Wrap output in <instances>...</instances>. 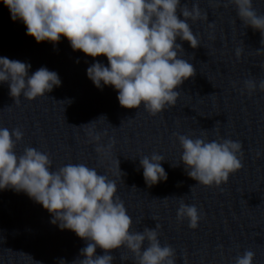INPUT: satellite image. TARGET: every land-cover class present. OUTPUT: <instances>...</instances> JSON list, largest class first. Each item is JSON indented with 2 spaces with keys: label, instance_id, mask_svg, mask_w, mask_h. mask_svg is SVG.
I'll use <instances>...</instances> for the list:
<instances>
[{
  "label": "clouds",
  "instance_id": "clouds-1",
  "mask_svg": "<svg viewBox=\"0 0 264 264\" xmlns=\"http://www.w3.org/2000/svg\"><path fill=\"white\" fill-rule=\"evenodd\" d=\"M231 2L244 26H251L264 37V14L257 13L252 0ZM3 4L13 21H23L27 35L37 43H57L64 36L74 51L91 57L106 56L108 66L96 62L87 68V76L97 88H102L103 82L118 90L117 99L124 108L138 109L143 105L155 116L166 106L176 104V89L195 75L193 65L178 55L183 48L176 39L187 41L193 49L200 46L187 22L207 17L197 3L191 9L187 4L181 6L180 0H3ZM178 8L184 19L178 17ZM261 43L264 45V39ZM257 52L264 53V48ZM235 54L239 59L242 49L238 48ZM30 67L0 57V82L9 83V94L15 103L21 95L29 101L43 97L61 84L58 74L44 67L29 76ZM244 87L249 92L257 87L264 92V80L258 84L253 79L245 80ZM22 138L19 128H0V189L10 187L25 192L53 215V224L89 241L80 250L83 259L74 264H112L114 257L108 253L121 247L134 254L136 264H175V250L160 244L158 224L155 229L130 232L133 221L116 197L115 181L84 164H68L51 171L52 161L47 153L27 147L17 155L14 149ZM177 138L187 175L201 185L219 187L243 167L239 141H208L178 134ZM96 150L104 149L98 146ZM163 160L162 155L155 153L140 158L148 186L167 180L161 166ZM184 218H188L191 229H196L201 217L195 205L181 201L177 219ZM145 241L147 247L142 250ZM97 247L105 254L96 256ZM254 257L253 251L246 250L235 258V264H253ZM60 264L65 262L61 260Z\"/></svg>",
  "mask_w": 264,
  "mask_h": 264
}]
</instances>
